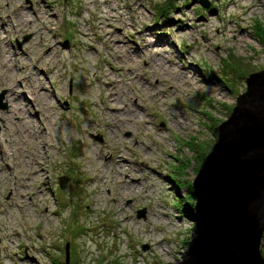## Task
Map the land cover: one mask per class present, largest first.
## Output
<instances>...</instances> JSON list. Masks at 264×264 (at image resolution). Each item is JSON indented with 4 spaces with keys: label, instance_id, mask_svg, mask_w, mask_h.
Segmentation results:
<instances>
[{
    "label": "rangeland",
    "instance_id": "1",
    "mask_svg": "<svg viewBox=\"0 0 264 264\" xmlns=\"http://www.w3.org/2000/svg\"><path fill=\"white\" fill-rule=\"evenodd\" d=\"M209 2L0 0V264H198L174 180L264 68V0Z\"/></svg>",
    "mask_w": 264,
    "mask_h": 264
},
{
    "label": "water",
    "instance_id": "2",
    "mask_svg": "<svg viewBox=\"0 0 264 264\" xmlns=\"http://www.w3.org/2000/svg\"><path fill=\"white\" fill-rule=\"evenodd\" d=\"M189 1L210 7L209 0ZM246 83L247 89L238 96L230 117L217 129L214 151L192 182L197 223L192 253L198 264H261L264 68L251 74ZM59 180L64 188L68 179ZM65 249L66 264H70L69 243Z\"/></svg>",
    "mask_w": 264,
    "mask_h": 264
},
{
    "label": "trees",
    "instance_id": "3",
    "mask_svg": "<svg viewBox=\"0 0 264 264\" xmlns=\"http://www.w3.org/2000/svg\"><path fill=\"white\" fill-rule=\"evenodd\" d=\"M175 1V0H174ZM186 3L188 4L189 2L186 1ZM171 4L168 6V7H163V6H159V10L160 12L162 11V13H169V11L171 10ZM211 9V8H210ZM264 31V29H263ZM70 39V37H67V41ZM189 162L186 161L184 163H181L180 166H175L173 165L172 166V169H174V174H178V177L180 176H183V177H186L187 176V173L185 172V166H188ZM174 182L177 184L178 188L180 187H184L186 186L187 189H188V195L186 198L184 199H181V198H176L175 201H174V204L175 206L182 212V214H187V216L189 218H192L194 219V213H193V207H194V200H195V196L193 194V189H192V185H191V182H189L188 180L186 179H178V181H175Z\"/></svg>",
    "mask_w": 264,
    "mask_h": 264
},
{
    "label": "bare ground",
    "instance_id": "4",
    "mask_svg": "<svg viewBox=\"0 0 264 264\" xmlns=\"http://www.w3.org/2000/svg\"><path fill=\"white\" fill-rule=\"evenodd\" d=\"M235 39H238L237 36H235ZM192 63H189V65H191ZM192 66V65H191ZM157 71H153L154 74H157L158 72L162 71L163 69H165L164 64L161 62L158 66H156ZM191 67H186V68H181L179 72H176L174 70H172L173 72V76L177 79V81H180L181 83L187 85V86H193L196 87L197 82L195 83L192 79H191V75L189 73ZM170 71V69H169ZM109 85H112L110 82L108 83ZM209 84L211 85H216V83L214 81L209 82ZM170 89L172 91H175V87L171 86ZM112 111H117L116 107L112 108ZM178 121V120H177Z\"/></svg>",
    "mask_w": 264,
    "mask_h": 264
}]
</instances>
